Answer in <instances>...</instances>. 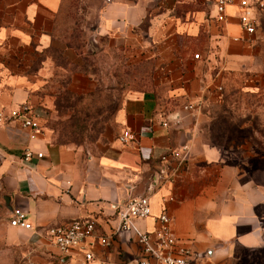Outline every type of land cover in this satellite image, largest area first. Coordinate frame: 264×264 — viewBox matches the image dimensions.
<instances>
[{
    "label": "crops",
    "instance_id": "obj_1",
    "mask_svg": "<svg viewBox=\"0 0 264 264\" xmlns=\"http://www.w3.org/2000/svg\"><path fill=\"white\" fill-rule=\"evenodd\" d=\"M71 1L8 0L1 15L0 109L6 117L0 119V185L10 218L18 209L31 223L25 228L9 219L5 247L23 248L33 263L79 264L82 253L59 252L45 238L47 228L91 218L99 232L111 234L129 198L147 195L150 214L135 218L134 226L151 230L166 210L197 264H264V178L230 161L231 149L202 133L227 73L244 72L248 83L259 77L252 68L256 31L242 29L239 0L226 4L223 20L215 17V0H193L186 9L184 0H97L86 11L87 18L94 14L93 51L88 38L72 34L79 19ZM248 1L257 27L264 7ZM110 53L152 62L155 84L127 90L115 111L119 129L134 138L115 139L101 155L54 141L48 118L57 112L60 78L70 92H87L92 82L80 70L89 59L101 69ZM22 102L41 127L35 136L8 117ZM129 235L95 246L90 264H136L138 245Z\"/></svg>",
    "mask_w": 264,
    "mask_h": 264
},
{
    "label": "rangeland",
    "instance_id": "obj_2",
    "mask_svg": "<svg viewBox=\"0 0 264 264\" xmlns=\"http://www.w3.org/2000/svg\"><path fill=\"white\" fill-rule=\"evenodd\" d=\"M7 1L0 0V19ZM96 2L71 1V6L78 9L72 16L79 19V27H74L72 34L80 41L94 34L91 28L94 14L90 12V18H87L86 11ZM192 3L193 0H184L182 8L192 7ZM256 35L257 51L252 68L259 75L258 81L248 83L244 72L227 73L219 103L202 133L207 140L229 147L230 161L244 168L250 166L260 170L259 176L264 178V17L257 24ZM105 56L107 62L101 69L96 60L89 59V67L80 70L92 82L87 92H70L64 87L65 77L60 78L57 112L48 118L54 141L72 142L86 154L108 153L122 132L115 119L119 101L127 95V90L149 88L156 81L150 60L131 63L124 53ZM6 197L8 194L0 185V264H21L23 248L8 249L3 242L5 225L10 219V202Z\"/></svg>",
    "mask_w": 264,
    "mask_h": 264
},
{
    "label": "built area",
    "instance_id": "obj_3",
    "mask_svg": "<svg viewBox=\"0 0 264 264\" xmlns=\"http://www.w3.org/2000/svg\"><path fill=\"white\" fill-rule=\"evenodd\" d=\"M230 0H215L216 18L223 20L226 16V4ZM241 7L240 25L246 34L252 35L256 31V18L249 11V1L239 0ZM264 7V0L259 2ZM195 58L200 57L199 52H194ZM220 88V86H219ZM0 109V119L5 118ZM19 118L24 126L31 129V136H35L41 130L38 123L33 120L31 105L22 102L19 106L10 110L9 116ZM122 142L134 138V133L124 129L118 137ZM32 155L29 149L24 152V158ZM41 156V152H37ZM9 222L12 225H22L30 228L31 223L25 219V215L18 209H14ZM150 214V204L147 195H136L129 198L125 208L120 212V223L111 234L99 232L96 223L91 218H74L66 223L54 224L47 228L45 238L54 245L62 254L82 253L79 264H90L95 258L93 248L95 246H108L112 237L128 233L135 239L138 252L134 258L136 264H197L196 255L191 246L185 244L175 233L172 227V219L166 210L156 215V226L151 230H140L134 226L133 220ZM21 264H54L50 262H31L28 258H22Z\"/></svg>",
    "mask_w": 264,
    "mask_h": 264
},
{
    "label": "water",
    "instance_id": "obj_4",
    "mask_svg": "<svg viewBox=\"0 0 264 264\" xmlns=\"http://www.w3.org/2000/svg\"><path fill=\"white\" fill-rule=\"evenodd\" d=\"M88 44H89V50L90 51H93V50H95L96 48H97V43H96V41L94 40V38H93V36L92 35H90L89 36V38H88ZM6 200H8V198L6 197Z\"/></svg>",
    "mask_w": 264,
    "mask_h": 264
}]
</instances>
